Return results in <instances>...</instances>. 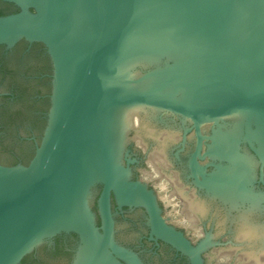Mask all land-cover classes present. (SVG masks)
<instances>
[{"label": "water", "instance_id": "1", "mask_svg": "<svg viewBox=\"0 0 264 264\" xmlns=\"http://www.w3.org/2000/svg\"><path fill=\"white\" fill-rule=\"evenodd\" d=\"M4 1L19 10L0 15V43H42L52 78L47 121L32 158L0 162V264H19L30 254L36 264H141L115 239L112 198L119 207H143L153 236L202 264L205 243L193 246L168 224L153 190L132 180L130 160L122 161L132 120L147 109L192 121L194 172H203L197 163L202 124L233 119L214 143L229 161L219 171L232 184L210 189L233 207L250 200L240 235L264 234L262 225L246 221L259 198L243 184L252 160L237 150L239 140L247 141L264 164V0ZM16 148L19 154L25 149ZM8 157L0 149V158ZM159 190L165 196L166 185ZM169 202L170 217L183 219L178 200ZM119 229L125 240L138 233L128 222ZM70 232L77 236L71 256L47 248L52 237ZM248 252L245 264H264V245Z\"/></svg>", "mask_w": 264, "mask_h": 264}, {"label": "flooded vegetation", "instance_id": "2", "mask_svg": "<svg viewBox=\"0 0 264 264\" xmlns=\"http://www.w3.org/2000/svg\"><path fill=\"white\" fill-rule=\"evenodd\" d=\"M1 9L7 14L19 10L14 3L4 0H0ZM51 78V59L42 43L24 39L10 46L0 43V149L9 156L0 158L1 163L27 164L32 158L47 121ZM145 121L152 122V126L144 124ZM232 121L229 118L219 125L202 124L200 153L203 157H197V163L203 172L197 169L194 172L190 163L197 142L192 121L166 111L136 112L127 134L128 155L125 152L122 155L125 165L130 160L131 179L146 182L155 193L165 221L181 230L193 246L205 243L206 248L200 253L202 264H245L246 252L254 250L248 253L256 254L264 245V234L251 240L240 235L241 226L246 223L242 212L250 208L251 201L240 200L233 207L228 198L210 189L212 185L228 187L232 184L229 174L219 171V167L229 165V161L219 157V149L214 145L216 134L232 128ZM17 146L25 148L22 154L16 150ZM237 150L252 160L249 178H244L243 184L259 198L258 207L246 219L247 224L264 227V164L247 141L239 140ZM161 183L166 185L164 198L159 194ZM101 188L98 184L97 193ZM174 198L183 216L178 221L170 217L173 204L169 201ZM111 203L115 239L136 253L141 264H191L186 253L151 234L148 214L143 207H119L114 198ZM93 209L96 210L95 204ZM120 222H128L130 229L138 233L123 239ZM97 224H100L99 217ZM76 243L77 236L70 232L52 237L46 246L54 253L71 256ZM29 256L27 264H36L38 259L34 254Z\"/></svg>", "mask_w": 264, "mask_h": 264}, {"label": "trees", "instance_id": "3", "mask_svg": "<svg viewBox=\"0 0 264 264\" xmlns=\"http://www.w3.org/2000/svg\"><path fill=\"white\" fill-rule=\"evenodd\" d=\"M18 9L14 10V12H16ZM7 14L3 9L0 10V15H5ZM30 260V256L26 255L23 257V259L21 260V262L19 264H27L28 261Z\"/></svg>", "mask_w": 264, "mask_h": 264}]
</instances>
